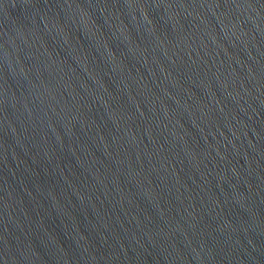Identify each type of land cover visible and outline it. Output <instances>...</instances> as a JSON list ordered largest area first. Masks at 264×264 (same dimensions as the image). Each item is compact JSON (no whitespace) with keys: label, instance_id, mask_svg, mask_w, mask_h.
Here are the masks:
<instances>
[{"label":"water","instance_id":"obj_1","mask_svg":"<svg viewBox=\"0 0 264 264\" xmlns=\"http://www.w3.org/2000/svg\"><path fill=\"white\" fill-rule=\"evenodd\" d=\"M0 264H264V0H0Z\"/></svg>","mask_w":264,"mask_h":264}]
</instances>
